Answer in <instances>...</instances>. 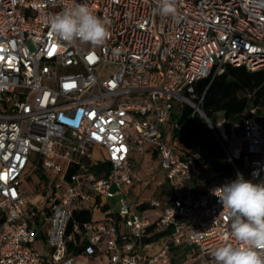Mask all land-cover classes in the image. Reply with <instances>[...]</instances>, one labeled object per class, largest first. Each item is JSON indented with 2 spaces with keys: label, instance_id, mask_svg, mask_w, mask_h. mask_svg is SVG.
<instances>
[{
  "label": "built area",
  "instance_id": "1",
  "mask_svg": "<svg viewBox=\"0 0 264 264\" xmlns=\"http://www.w3.org/2000/svg\"><path fill=\"white\" fill-rule=\"evenodd\" d=\"M74 4L107 22L102 45L51 31L48 19ZM158 4L0 0V264H74L71 249L83 242L82 254L104 252L111 264H173L171 247L180 244L197 248L193 264H215L211 253L235 243L215 195L227 182L174 132L192 107V121L205 119L235 178L264 182V123L255 109L227 134L195 93L197 81L227 64L264 70V9L249 0H176L173 17L157 14ZM148 151L187 193L128 202L134 152ZM33 162L43 190L29 201L23 182ZM75 209L89 210L92 221L71 227Z\"/></svg>",
  "mask_w": 264,
  "mask_h": 264
},
{
  "label": "clouds",
  "instance_id": "2",
  "mask_svg": "<svg viewBox=\"0 0 264 264\" xmlns=\"http://www.w3.org/2000/svg\"><path fill=\"white\" fill-rule=\"evenodd\" d=\"M254 9H264V0H249ZM154 11L176 15V0H159ZM53 33L67 42L102 45L110 36L107 22L84 4H74L48 19ZM235 243L217 247L211 255L215 264H264V182L253 183L237 173L234 180L216 189Z\"/></svg>",
  "mask_w": 264,
  "mask_h": 264
},
{
  "label": "trees",
  "instance_id": "3",
  "mask_svg": "<svg viewBox=\"0 0 264 264\" xmlns=\"http://www.w3.org/2000/svg\"><path fill=\"white\" fill-rule=\"evenodd\" d=\"M195 93L198 97L204 95L201 108L213 124L217 122V115L230 123L239 121L242 113L248 109H255L257 119L264 123V70L252 71L244 66L237 67L227 64L224 71L215 78L207 77L197 81ZM196 100L199 101V99ZM192 112V107L185 106L183 115L178 119L180 128L174 132V137L183 143H189L186 127L193 122ZM204 158L211 168L221 173L227 183L235 179L234 167L225 154L222 157H216L213 161H208L207 156ZM40 178L44 179L41 171ZM167 188L169 189V186L164 185L163 191ZM90 221H92V213L89 210L75 209L70 226L72 227L74 223L82 226ZM150 230L154 231V227H150ZM167 233L166 231L154 232L152 236L144 237L143 242H156ZM85 246L86 242H83L79 246L72 247L71 252L78 256L82 254ZM180 253L182 256L178 258ZM186 255L193 258L190 263L182 262V258ZM171 256L173 264H193L200 255L194 245L180 244L171 247Z\"/></svg>",
  "mask_w": 264,
  "mask_h": 264
},
{
  "label": "rangeland",
  "instance_id": "4",
  "mask_svg": "<svg viewBox=\"0 0 264 264\" xmlns=\"http://www.w3.org/2000/svg\"><path fill=\"white\" fill-rule=\"evenodd\" d=\"M217 122H223L226 133H231V123L224 120L222 116L217 115ZM187 131L189 134V143L178 142L179 145L183 144L192 152H197L201 155L207 156L208 161H213L216 157H222L223 154L226 155L222 147L220 146L217 138L215 137L211 127L206 123L205 119L200 122H191L187 125ZM171 141H173L171 139ZM153 152L150 151L148 154L153 155ZM100 151L97 150L96 155L99 156ZM227 156V155H226ZM134 170L137 172L140 177L139 180L135 182L131 190V196L136 200L143 199L147 203L153 197H156L158 200L163 201V193L161 191V186L158 185L161 178L164 179V174L160 168L159 160L153 156L142 157L140 153L134 152ZM247 175V174H246ZM40 171L37 169V163L33 162L26 171V176L23 182V190L27 195L29 201H35L37 195L43 190L42 184H39ZM43 181V179H41ZM169 186V185H168ZM169 189L167 188L166 191ZM164 191V193L166 192ZM174 195H180L181 193L174 187L172 191ZM128 197V202H132L133 198ZM115 200L111 202L113 204ZM118 208L120 204H117ZM41 251H43L41 245H38ZM180 253L177 257H181ZM193 258H190V255L182 258V262L190 263ZM74 264H111L109 257L104 252H98L96 256L89 255H78L75 258Z\"/></svg>",
  "mask_w": 264,
  "mask_h": 264
},
{
  "label": "crops",
  "instance_id": "5",
  "mask_svg": "<svg viewBox=\"0 0 264 264\" xmlns=\"http://www.w3.org/2000/svg\"><path fill=\"white\" fill-rule=\"evenodd\" d=\"M176 140H180V139H178V138H176ZM181 142V141H180ZM178 143V142H177ZM181 145H183V144H181ZM184 146V145H183ZM148 152H150V151H148ZM148 152H146L144 155H142V157L143 158H145V156H153L154 158H157L158 160H159V164H160V159H159V157L155 154V153H152L153 155H150V154H148ZM135 171V170H134ZM135 173H136V175H137V178H136V180L134 181V184L130 187V193H129V198L130 197H132L131 196V190H132V188H133V186L135 185V182L137 181V180H139L140 179V177L138 176V174H137V172L135 171ZM164 174V173H163ZM158 185L159 186H161V191H162V193L164 194L163 195V197L164 198H167L168 196H173L174 194H173V190H174V187L176 186L174 183H172V182H170V181H168L166 178H165V175H164V179L163 178H161L160 179V181H159V183H158ZM164 185H169V190L168 191H166L165 193H164V191H163V186ZM178 188V191L179 192H181V193H187L188 191H189V189H188V187H186L185 189H182V187H177ZM133 198V200H136L134 197H132ZM136 201H139L140 203H146V201L145 200H143V199H140V200H136ZM106 209V208H105ZM148 214L149 215H157L158 214V211H150V212H148Z\"/></svg>",
  "mask_w": 264,
  "mask_h": 264
}]
</instances>
